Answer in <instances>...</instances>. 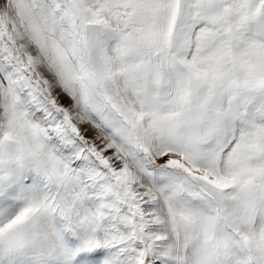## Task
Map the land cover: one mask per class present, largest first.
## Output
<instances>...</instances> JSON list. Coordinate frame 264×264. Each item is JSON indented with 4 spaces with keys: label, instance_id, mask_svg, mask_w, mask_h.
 <instances>
[{
    "label": "snow or ice",
    "instance_id": "snow-or-ice-1",
    "mask_svg": "<svg viewBox=\"0 0 264 264\" xmlns=\"http://www.w3.org/2000/svg\"><path fill=\"white\" fill-rule=\"evenodd\" d=\"M0 264H264V0H0Z\"/></svg>",
    "mask_w": 264,
    "mask_h": 264
}]
</instances>
